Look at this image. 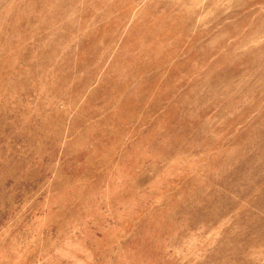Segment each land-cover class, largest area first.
<instances>
[{"label":"rangeland","instance_id":"374dc122","mask_svg":"<svg viewBox=\"0 0 264 264\" xmlns=\"http://www.w3.org/2000/svg\"><path fill=\"white\" fill-rule=\"evenodd\" d=\"M0 264H264V0H0Z\"/></svg>","mask_w":264,"mask_h":264}]
</instances>
